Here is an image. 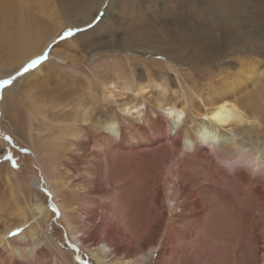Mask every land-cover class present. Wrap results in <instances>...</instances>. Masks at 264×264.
<instances>
[{"label": "bare ground", "instance_id": "6f19581e", "mask_svg": "<svg viewBox=\"0 0 264 264\" xmlns=\"http://www.w3.org/2000/svg\"><path fill=\"white\" fill-rule=\"evenodd\" d=\"M74 1L71 3L78 6L88 0ZM102 1L98 0L97 8ZM257 1L263 11L264 0ZM47 2L48 0H0V27L6 28L7 32L14 29L15 24H9L8 19L10 17L12 19V16L17 14L18 7L24 8L25 13L32 19L39 18V15L43 16V12L50 14V9L44 7ZM62 5L63 10H69L72 7L68 1L67 4L63 2ZM139 19L141 20V18ZM64 21L75 22V19L70 16L66 17ZM61 24L57 23L58 26L50 35L46 31L45 40L40 37L34 27H25L26 36L31 38V41L28 42L25 38L23 50L25 54H22L20 62L13 70H18L32 58L41 55L44 47L49 45L60 32ZM18 32L17 26L15 35ZM41 41L45 42L41 43ZM104 43L109 47L107 43H112V41L107 40ZM130 50L133 49L120 47L118 52ZM156 50L160 51L158 54L162 59L146 63L144 65L146 73L137 74L136 70L132 69L130 72H126L123 59L117 61L112 70L120 72L124 78L112 77L106 80L99 76L102 74L100 67L89 68L97 78L98 89H94L95 86L90 83L84 87L81 86V82H77L74 76L69 80L65 78V81H68L66 84L57 82L62 81V76L66 75L68 71L58 70L55 67L50 69L49 62L38 63L31 72L25 75L24 81H21L29 87V91L25 95V99L29 103V108L25 110L29 118L28 124L32 127L33 123L30 120L33 118L37 123L41 122V133L31 134V128L28 125L27 133H23V131L22 133L28 142L31 139L35 142L38 150L46 155L44 158L47 162L63 157L62 162L66 163L64 157H68V152L75 154V159L79 161L76 184L78 188L83 189L80 202H78L80 204L78 211L88 215L90 222L92 220L90 214H95L96 208L102 201H107L110 204L117 200L114 198L116 188L113 187L114 182L120 181L122 187L118 190H122L121 188L129 186L131 179L128 177L131 174L139 172L141 177L143 174L153 177L154 182L150 195L152 202L149 204V209L154 206L155 213L151 219L152 229L146 232L147 236L140 243L143 248L140 254L135 255L136 251L133 253L135 246L125 245L133 244L132 235L135 236L133 234L135 224H130L129 222L133 221H129L128 218L129 210L133 207L130 208L129 203L128 205L119 204L122 199L116 203L118 204L116 208L118 220L119 223H122V227L117 231L104 229L106 239L94 242L90 238L79 236L75 241L78 242L79 247H85V244L91 243L98 244L91 249V251L96 250L91 254L99 264L148 263L151 255L155 254L159 258L164 252L166 253L167 246L172 244H176V247L178 244H192V248H197L195 258L199 259V264H242L243 262L264 264V241L262 243L264 239V151H258V148L249 147L250 144H248V142H257L262 138V136L258 137L260 133L258 130L256 131L257 128H254L255 133H251L249 127L261 126L259 120L260 117H264V61L259 60L260 58H238L237 70L219 75L218 79L209 80L202 85L199 92L193 94L195 98L190 97L191 95L188 96L187 93L181 98L182 94L180 95L179 92L181 87L178 88L173 83L166 74L165 68L177 73L181 71L180 68L175 67L177 64L188 65L195 72L197 65L188 63L182 57L177 59L173 56L174 54L165 53L166 50ZM32 51L34 52L31 53ZM60 51L53 47L50 58L63 64L66 55L63 53V55H59ZM143 51L145 53L155 52L151 46ZM71 62L73 63V61ZM59 66L61 65L58 64V68ZM11 71L12 69L5 70L0 74V78H7ZM73 72L78 71L74 69ZM57 73L58 75H52ZM143 74H146L148 80L143 79L145 77ZM82 76H85V73ZM49 83L50 85H48ZM32 86L34 87L31 88ZM55 86H57L56 89ZM63 86H66L65 90H63ZM20 87L18 83L12 84L3 89L2 94H15ZM80 87L87 90L86 92L93 98L94 114H91L93 108L85 109L83 107L86 102L80 98L81 93L78 92ZM34 88L35 90H33ZM97 92H99L102 101L111 102L125 116L135 112L137 115L135 119H137L132 121L124 116L123 119L116 116L106 120L104 128L98 127L100 126L96 125L98 122L93 121L95 114L101 111L96 104L99 102L96 99ZM46 99L49 101L48 104L43 103ZM146 104L153 110L152 116H149L145 111L141 112ZM160 111L162 114L159 113ZM59 117L62 118L63 125L56 124ZM185 118L187 119L185 120ZM84 131L89 134L82 139L81 135ZM237 134L241 135V138H237ZM51 135L53 136L51 137ZM90 147H94L95 150H89ZM144 157L157 159L159 168L165 172L164 175L162 177L155 176L153 161H147L146 158L143 159ZM40 159H38V164L43 173L45 184L56 201L58 196L56 185L58 187L59 182L53 183L52 179L55 180L58 177L60 169L56 164L52 167L49 166L50 170H48L43 163L45 161L42 162ZM114 165L116 166L114 167ZM124 168L127 170L124 171ZM162 172L160 173L162 174ZM6 174L10 175L7 177L4 189L7 188L12 194V202L20 218H16L11 223L12 226L6 225L5 232L0 235V264H36V257L41 259L46 257L41 249L43 246L55 248L59 252L61 259L58 261V257H54L51 264H68L67 258L61 256L62 249L57 242L49 233L47 234L44 227L40 228V223H44L48 217V208L41 201H32L31 194L27 192V186H24L11 163L6 164ZM138 176L135 178L138 179L140 177ZM131 177L133 178L132 175ZM30 184L29 189L41 188L36 179H33ZM142 190L139 194L142 193ZM2 191L1 194L5 195L6 193ZM134 192L136 194V191ZM132 194L134 195V193ZM238 194L242 195L241 198L234 205L230 204L231 198ZM138 198H136V202ZM143 198H140L142 201H139L142 209L146 205L145 192ZM26 199L30 202L29 209L32 214L30 222H28L30 217L25 215L26 208L22 207ZM2 200L4 199L2 198ZM207 200L212 201L208 203ZM57 205L64 223L69 227L67 229L72 232L73 222L68 220L63 206L59 203ZM90 206L91 210L89 209V211L88 207ZM14 208L11 205V210ZM11 210L8 209L7 213ZM165 210H169L168 218ZM92 217L96 219L97 216L93 215ZM140 221L137 224H140ZM99 223L97 227H103V224L99 225ZM38 227L42 230L41 239L35 234ZM72 235L74 236V234ZM136 235L138 234L136 233ZM157 239L159 240L157 244L160 245L155 247L153 243ZM248 239L251 240L250 244H247ZM111 244H121L118 246L119 251L124 249L123 255L118 254L115 261H109L110 258H108L109 254L114 253L113 248H110ZM122 244L125 246L123 247ZM180 251L179 249L175 250L176 255ZM230 253L231 257H229ZM177 258H174V263ZM44 264H50V262L46 261ZM69 264L76 263L70 262ZM159 264L162 263L159 262Z\"/></svg>", "mask_w": 264, "mask_h": 264}, {"label": "rangeland", "instance_id": "374dc122", "mask_svg": "<svg viewBox=\"0 0 264 264\" xmlns=\"http://www.w3.org/2000/svg\"><path fill=\"white\" fill-rule=\"evenodd\" d=\"M67 1L72 7L69 8V10H63L62 4L63 2L64 4H67ZM91 1L92 0H88L87 2L81 5L78 4L77 6V4L71 3L75 2L74 0H48L44 7L49 8L51 13L48 14V12H43V16L39 15V18L37 19L30 18L28 14L25 13L24 8L18 7L17 14L12 16V19L11 17L8 19L9 24H15L14 29L11 30L12 32H7L6 28L0 27V74L4 73L5 70L12 69L8 76L10 74L15 75L16 70L13 69L16 67L17 63L20 62L22 54H25L23 53L25 47V38L28 42L31 41V38L29 39L26 36L25 27H34L39 32L40 37L45 40L47 37L46 31L50 35L54 28L58 26L57 23L61 24L62 22L63 23L61 24L60 32L54 38L55 40L53 39V42L51 41L49 45H47L48 47L46 46L47 48L44 47L42 54H46L47 59L41 60L39 62H49L50 69L55 67L58 70H64L65 72L68 71L66 75L62 76V81L56 80L61 84H66V82H68L65 81V78L69 80L74 76L77 82H81H79L81 86L84 87V85L86 86L88 83H90L95 86L94 89H96L97 78L94 77L93 72H91L89 69L93 66L100 67L102 74L99 76L106 80L111 79L112 77L124 78L120 72H115L112 70L114 67L113 65H115L120 59H123L126 72H130L132 69L134 71L136 70L135 72L137 74L142 72L146 73L144 65L153 60L160 61L162 59L160 54H158L160 51L156 49H163L166 50V52H163L171 55L174 54L173 56H175L177 59L182 57L186 59L188 63L197 65V67H195L196 69L194 70L195 72H193V69L189 68L188 65L177 64L175 67L181 69V71L177 73L174 70L171 71L169 68H165L166 74H168L173 83L178 88L181 87L180 89L182 91H179L180 95L182 94L181 98L184 97L183 95L186 93L188 96L191 95L190 97L195 98L193 94L199 92V90L202 88V85L207 83L209 80L218 79L219 75H224V73H231L234 70H237L239 66L238 58H260L259 60L264 61V10H261L259 5L260 3L257 0H103L99 8H97L98 0ZM70 16L74 17L75 22L64 21L66 17ZM139 18H141V20ZM17 26L19 28V32L17 35H15ZM69 28L78 30L74 31L72 36L61 39L60 37ZM107 40L112 41V43H107L110 48L104 43ZM44 42L45 41H41V43ZM150 46L153 48V50H155V52L145 53L143 49H148ZM51 47L58 49V51L61 50L60 53H58L59 55H66V57H64L66 59L63 64L62 62L57 63V61L50 58L52 50ZM120 47L133 50L127 52H118ZM128 58H130V60H128ZM71 61H73V63ZM58 64L61 65L59 68ZM74 69H77L78 72H73ZM32 70L33 69H30L27 73L31 72ZM27 73H24L18 77L15 80L16 83L14 81L13 84L18 83V85L21 86L15 94H2V90L8 86L0 87V195L2 196H0V235L5 232L6 225L10 224L9 226H12L11 223L15 221L16 218H20V216L17 214L18 211L15 210L14 203L12 202V194L7 188L4 189V185L8 180L7 177L10 175L9 174L7 176L6 174V164L11 163L14 171L24 186H27V192L31 194L32 201H41L48 208V217L44 223H40V228L42 229L44 227L47 234L49 233V235L52 236L57 242L60 249H62L61 256L63 255L67 258L68 264L70 262L76 264H99L94 260L91 254L93 251H96H91V249L98 244L91 243L90 241L91 244H85L86 248L79 247L77 245L78 242L75 241V239L79 236H85L86 238H90L95 242L97 240L107 238L104 229L117 231L118 228L122 227V223H119L118 213L116 210L118 207V204L116 203L121 199L122 202L120 201L119 204L124 203L128 205L129 203L128 206H130V208L133 207L131 210H129L130 213L128 218L129 221H133L129 222L130 224H135V230L133 233L135 236L132 235L133 244L125 245L128 247L131 245L135 246L136 248L133 247V253L136 251L135 255L140 254V252L143 251L142 244L140 243L144 237L147 236L146 232L152 229L151 219L154 217L155 213L154 206L149 209V204L152 202L150 195L154 182L152 179L153 177L147 176L148 174H146V176L143 174V177H141L139 172L138 174L136 173L137 175L131 174L133 178L131 175L128 177L131 179L129 186L121 188L122 190H118V188L122 187L120 181L114 182L113 187L116 188L114 190L115 197L114 195L113 197L115 200H117L115 203L110 204L109 202L107 203V201H102L98 208H96L95 214H90V217L92 218L90 222L88 215H85V213L82 214L78 211V207L80 205L78 202H80V198L82 196L81 190L83 189L81 187L78 188L76 184V174L79 173V170L77 169V166H79V161L75 159V154L68 152V157H64V161H67L66 163L62 162L63 157H59L55 160H52L51 162H47L44 158L46 155L42 154V152L38 150L35 142H33L31 139L29 143L28 140L25 139L23 133H27L28 127L31 128L30 133L33 135H36V133H41V122L39 124L36 122L35 118H33L34 121L30 120L31 123H33L32 127H30L28 124L29 118L25 113V110L29 108V103L25 99V95L29 91V87L21 81H24L25 75ZM84 73L85 76H82ZM52 75H58V73ZM143 75L145 76H143V79L148 80L146 74ZM81 77L87 78L89 80L87 81ZM48 85H50V83ZM33 87L34 86L31 88ZM65 87L66 86H63L64 89H62L65 90ZM56 88L57 86H55V89ZM33 90H35V88ZM86 91L87 90H84L82 87H80V90L78 91L81 93L80 98H83L86 102L83 107L85 109L93 108V112L91 111V114H94V106L92 104L93 98H91L89 93ZM59 93L61 94V92ZM99 95V92H97L96 99H98L99 102L96 104H98L101 111L97 112L93 119V121L98 122V124H96L97 126L100 125L98 127L104 128L106 125V120H110L116 116L120 119H123L124 116L132 121L137 119H135V117H137L135 112L125 116L111 102L102 101L101 96L99 97ZM34 98L36 97L34 96ZM37 100H39V98H37ZM48 102L49 101L46 99V101L43 103L48 104ZM144 111L149 116L153 115V110L147 104L141 112ZM159 113L162 114V111ZM187 118H185V120ZM57 121V125L64 124L62 122V118L60 117ZM259 122L261 126H251V128L249 127V131L251 133H255L254 128H257L256 131L258 130L260 133L258 137L261 138L262 136V138L257 142H248V144H250L249 147L258 148V151H264V117H260ZM88 134L89 133H87V131L82 132L81 138H86ZM52 136L53 135H51V137ZM237 138H241V135L237 134ZM51 141L54 140L51 139ZM89 150H95V148L90 147ZM40 157L42 158L40 159ZM38 159L42 160V162L43 160L45 161L43 163L45 167L48 168V170H50L49 166L52 167L56 164L58 169H60L58 177L55 178V180L52 179L53 183L55 181L59 182L58 187L56 185V189L58 188V196L56 201L49 193V188L45 184L43 173L39 167L40 165L38 164ZM146 160L153 161L155 176L162 177L164 175L165 172L159 168L156 161L157 159L146 158ZM115 166L116 165H114V167ZM126 168L128 169V167ZM126 170L124 168V171ZM159 171H163L162 174ZM135 176H138L139 178L137 179ZM33 179L38 181L41 188L37 190L32 188H30L31 190L29 189V187H31L30 183ZM138 180H141V183ZM133 184L135 187H133ZM138 184L141 185H139L141 188L138 186ZM167 186H169V184H167ZM133 188H137L138 191L134 190ZM141 189H143L142 193L144 194L145 192L146 196V205L144 209L141 208V204L139 202L142 201L140 198H143V194H139ZM133 190L136 191V194ZM1 191L6 194L2 195ZM122 191L124 192L121 194ZM125 192L128 193L126 194ZM132 193H134V195ZM136 195L137 197H135ZM241 196V194H238L237 196L232 197L230 204L234 205V203H236V201L239 200ZM128 197H131L130 200ZM2 198L4 200H2ZM136 198H138L137 202ZM234 199L235 202H233ZM211 201L212 200H207L208 203ZM23 203L24 206L22 205V207L26 208L25 215H27L28 218L30 217L28 221L30 222L32 221V214L29 209L30 202H28V199H26ZM58 203L63 206L64 213L67 215L68 220L73 222L72 227L74 232H69V229H67L69 227L66 226L60 215L57 205ZM10 204L13 206V210H11ZM113 204H116V206H113ZM170 204L169 206H171ZM7 208L11 210L9 211L10 214L9 212L7 213ZM89 209L91 210V206L88 207V210ZM165 211L166 213H169V210ZM11 212L15 214L13 215ZM168 213L167 218L169 217ZM93 215H95V217L97 216L96 219L92 217ZM151 215L153 216L150 217ZM50 220H53L57 228L50 225ZM139 221L142 225L137 224ZM98 223L99 225L102 223L103 227H97ZM41 229L38 227V229L35 230V234L39 239L42 237ZM48 229H51V231ZM135 232L138 235H136ZM72 234H74L75 238ZM158 241V239L154 241L153 244L155 247L160 245L157 244ZM263 241L264 239L262 240V243ZM250 243L251 240L248 239L247 244ZM111 245L112 247L110 246V248H113L114 253L112 252L113 254H109V257H107L110 258L109 261H115V258L118 254L123 255L124 249H120V251L118 250V246L121 244ZM122 245L123 247L125 246L124 244ZM191 245L192 244H178V247H176V244H172L171 246L168 245L166 253L164 252L165 254L163 253L159 258L153 254L150 257V263L144 262V264H159V262L162 264H199V259L197 260L195 258L197 248H192ZM41 249L46 254V257L45 259L36 257V264H44L46 261L50 262L51 264L54 257H58V261L61 259L58 250L55 248L43 246ZM177 249H179V251L181 250L178 255L175 253V250ZM99 255L101 256V252ZM175 257L179 258V260L177 258L176 263H174ZM229 257H231V253L229 254ZM242 264L248 263L243 262Z\"/></svg>", "mask_w": 264, "mask_h": 264}, {"label": "snow or ice", "instance_id": "6c2138e0", "mask_svg": "<svg viewBox=\"0 0 264 264\" xmlns=\"http://www.w3.org/2000/svg\"><path fill=\"white\" fill-rule=\"evenodd\" d=\"M78 29H72L69 28L67 31L63 33V35L60 37L61 39H64L66 37H70L73 35L74 31H77ZM47 55L42 54L40 56H37L35 59L29 60L26 64L22 65L21 68L16 70L15 75H9L7 78L0 79V87L4 86H10L14 83V81L23 75L24 73H27L30 69H33L36 67V65L41 61V60H46Z\"/></svg>", "mask_w": 264, "mask_h": 264}, {"label": "trees", "instance_id": "16d2710c", "mask_svg": "<svg viewBox=\"0 0 264 264\" xmlns=\"http://www.w3.org/2000/svg\"><path fill=\"white\" fill-rule=\"evenodd\" d=\"M50 225L53 226V227H55V228H57L56 227V224L53 222V220H50ZM49 231H51V229H49Z\"/></svg>", "mask_w": 264, "mask_h": 264}, {"label": "built area", "instance_id": "2783aa9c", "mask_svg": "<svg viewBox=\"0 0 264 264\" xmlns=\"http://www.w3.org/2000/svg\"><path fill=\"white\" fill-rule=\"evenodd\" d=\"M78 245V244H77Z\"/></svg>", "mask_w": 264, "mask_h": 264}]
</instances>
